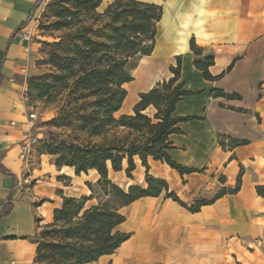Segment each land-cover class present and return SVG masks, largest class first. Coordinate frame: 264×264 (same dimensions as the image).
Returning <instances> with one entry per match:
<instances>
[{
	"label": "crops",
	"instance_id": "obj_1",
	"mask_svg": "<svg viewBox=\"0 0 264 264\" xmlns=\"http://www.w3.org/2000/svg\"><path fill=\"white\" fill-rule=\"evenodd\" d=\"M39 1L0 0V165L10 172L0 169V213L10 205L9 213L0 216V264H36V234L52 221L64 195L56 194L55 178L66 177L59 174L63 168L74 172L71 166H56L55 155L40 151L43 133L32 134L22 98L25 85L18 80L26 68V49L32 46L16 30ZM142 1L161 5L162 17L154 47L144 55L157 61V69L145 76L139 93L172 77L170 66L177 59V82L184 90L199 91L176 103L173 115L197 117L178 122L180 132L169 135L168 149L178 163L199 170L179 174L149 157L150 173L176 192L186 190V203L193 204L196 195L210 202L191 212L160 195L134 200L118 225L130 233L117 248L120 261L264 264V0ZM192 39L197 53L190 48ZM207 56L213 59L208 66L212 79L194 65ZM125 99L120 115L132 113L139 97L128 107ZM29 136L37 143L25 152ZM232 138L245 142L232 144ZM134 161V170L143 167L138 156ZM126 166L124 159L122 169L110 170L109 176L125 175ZM45 182L51 185L46 186L48 200L43 197Z\"/></svg>",
	"mask_w": 264,
	"mask_h": 264
},
{
	"label": "trees",
	"instance_id": "obj_2",
	"mask_svg": "<svg viewBox=\"0 0 264 264\" xmlns=\"http://www.w3.org/2000/svg\"><path fill=\"white\" fill-rule=\"evenodd\" d=\"M100 4L101 0H51L48 5L55 17L52 27L66 30L54 45L67 41L68 46L62 54H53L54 71L35 84L36 97L51 102L60 91L67 90L65 103L51 122L69 132H48L40 151L55 155L56 166H71L76 175L93 169L98 178L94 183L85 182L89 195H61L62 203L53 209L52 221L40 226L36 234V264H89L114 253L130 236L118 229L126 219L121 208L140 197L163 193L164 198H171L191 212L210 202L198 200L187 206L169 189L166 180L148 172L149 157L164 161L179 174L199 170L178 163L168 153L172 147L169 135L180 132L178 122L197 117L173 115L182 96L199 93L184 90L182 82H177L179 59L176 66H170L172 77L157 81L149 90L138 94L132 113L115 116L127 96L124 84L133 80L127 70L128 59L151 53L162 6L142 0H113L103 12H98ZM190 48L198 52L193 39ZM212 62V57L207 56L195 60L194 65L205 78L212 79L208 71ZM150 107L152 113L146 111ZM117 128L126 129V134L112 132ZM100 137L102 140L97 141ZM231 142L245 141L232 138ZM134 156L145 167L146 185L130 184L124 188L112 182L109 171L121 170L124 159L125 174L132 177L131 171L136 167ZM0 169L10 174L1 165ZM95 186L104 198L88 205L89 200L96 198ZM9 211L10 205L0 216Z\"/></svg>",
	"mask_w": 264,
	"mask_h": 264
},
{
	"label": "rangeland",
	"instance_id": "obj_3",
	"mask_svg": "<svg viewBox=\"0 0 264 264\" xmlns=\"http://www.w3.org/2000/svg\"><path fill=\"white\" fill-rule=\"evenodd\" d=\"M113 0H101L100 6L97 8L98 12H103L107 5L112 2ZM51 0H42L38 9L34 11L32 18L27 22L26 25V32L30 36L28 39L29 45L31 48L26 49V68L18 78L19 81L23 82L25 85V89L22 91V98L28 104L27 106V116L28 119L31 121V130L32 134L36 135L39 132H42V139L41 141L48 138V132L54 133H68L69 130L55 125L52 123L51 120L55 116H57L60 107L63 106L66 100L67 90L60 91L57 95L55 100L49 101H42L36 97L37 91L35 90V84L44 77L46 74L51 73L54 71L53 68V61L52 57L54 53L62 54L64 50H66L68 46V42L65 41L61 45H54L55 42L60 40V37L66 32V30H57L52 27V22L55 20L53 14L49 11L48 5ZM98 26H95L97 28ZM156 60L154 58L147 59L144 55L136 54L128 59L127 63V70L132 75L133 80L128 84L124 85V87H128V94L125 99V107H128L133 101L136 94H139V91L146 84L145 76L154 72L157 69ZM47 78V77H45ZM46 80L50 81V78ZM55 91H52V94H55ZM137 102V101H136ZM135 104V103H134ZM133 104V105H134ZM133 108V107H132ZM148 113H152L153 109L150 107L146 109ZM34 113V117H29L30 113ZM116 117L120 116V111L115 113ZM112 132L120 135L126 134V129L117 128ZM31 137V136H29ZM34 137V136H33ZM102 138H98L97 141H101ZM34 143H37V139ZM152 167L149 165L148 172L150 173V168L152 172ZM65 174L66 177L63 179L55 178L57 181L58 187L56 188V194L59 195L64 194L66 196H82V195H89L90 190L86 186V181L95 182L98 178V174L95 171H89L87 173H81L79 175H75L73 171L67 168L61 169L60 173ZM132 174V173H131ZM152 175V174H151ZM109 178L112 182L117 183L121 187L126 188V184H145V167H139L134 170L132 177H127L126 174L120 176V173L111 174ZM48 178L44 177V181H47ZM54 182V180H52ZM55 183V182H54ZM34 184V180L30 182V187ZM44 185V199L48 200L47 198V191L46 186H51L48 183H41ZM169 187V185H168ZM97 191L96 198L89 200L86 204L95 203L98 198L103 199L101 192L95 186ZM171 191L176 192L174 189L170 188ZM177 196L187 205L192 206V203L187 202L186 199L190 194L187 193L185 190V194H182L181 190L176 192ZM164 198L163 193L160 195ZM210 197V195L208 196ZM171 199V198H170ZM198 200H206L202 195H196L195 203ZM176 202V201H175ZM176 204L180 205L178 202ZM131 206H127L125 208H121V212L126 214L131 209ZM181 206V205H180ZM183 206H181L182 208ZM186 208V207H184ZM187 209V208H186ZM188 210V209H187ZM131 223V222H130ZM119 256V250L116 249L114 253L102 257L99 261L95 263L89 264H117L116 258ZM135 263V262H134ZM133 263V264H134Z\"/></svg>",
	"mask_w": 264,
	"mask_h": 264
},
{
	"label": "built area",
	"instance_id": "obj_4",
	"mask_svg": "<svg viewBox=\"0 0 264 264\" xmlns=\"http://www.w3.org/2000/svg\"><path fill=\"white\" fill-rule=\"evenodd\" d=\"M27 25V24H26ZM26 25H24L20 30H19V34L24 38V39H26V40H28L29 39V35H28V32H26ZM29 117H34V113H30L29 114ZM28 143H25V145H24V151L25 152H27V150H28V147H30L31 146V144L32 143H34L35 141H36V138L35 137H28ZM24 152V153H25Z\"/></svg>",
	"mask_w": 264,
	"mask_h": 264
},
{
	"label": "bare ground",
	"instance_id": "obj_5",
	"mask_svg": "<svg viewBox=\"0 0 264 264\" xmlns=\"http://www.w3.org/2000/svg\"><path fill=\"white\" fill-rule=\"evenodd\" d=\"M122 250L124 251V248H123ZM126 250H127V249H126ZM123 251H122V252H123ZM122 252H121V253H122ZM125 252H126V251H125ZM125 252H124V253H125ZM116 262H117V264H122L121 261H120V252H119V256L116 258Z\"/></svg>",
	"mask_w": 264,
	"mask_h": 264
}]
</instances>
